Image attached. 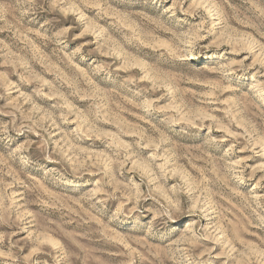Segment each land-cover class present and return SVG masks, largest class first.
<instances>
[{
	"label": "rangeland",
	"instance_id": "obj_1",
	"mask_svg": "<svg viewBox=\"0 0 264 264\" xmlns=\"http://www.w3.org/2000/svg\"><path fill=\"white\" fill-rule=\"evenodd\" d=\"M0 264H264V0H0Z\"/></svg>",
	"mask_w": 264,
	"mask_h": 264
}]
</instances>
